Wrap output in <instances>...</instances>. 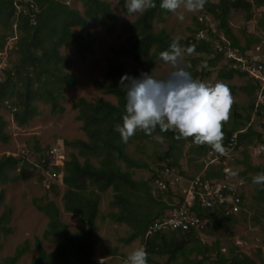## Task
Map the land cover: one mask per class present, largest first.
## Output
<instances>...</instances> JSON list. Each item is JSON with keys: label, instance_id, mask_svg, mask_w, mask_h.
I'll return each mask as SVG.
<instances>
[{"label": "trees", "instance_id": "16d2710c", "mask_svg": "<svg viewBox=\"0 0 264 264\" xmlns=\"http://www.w3.org/2000/svg\"><path fill=\"white\" fill-rule=\"evenodd\" d=\"M33 2L38 9L34 26L29 23L27 16L23 15L15 19L11 4L6 0H0V25L9 30L8 36L13 34L16 36L14 52L17 55L16 63L2 70L0 109L6 108V105L9 108L15 109L16 107L11 113L16 126L27 124L34 116V102L46 104L50 114L61 111L62 108L58 103L62 97L61 92L76 86L74 79L65 73L70 62L59 54V49L71 46L82 57L86 53H91V47L88 41L84 42L83 37L72 33L71 29L83 26L85 21L89 20L102 26L105 33L110 34L116 25L114 14L108 4L103 1L76 0L82 7L81 14L53 0H33ZM161 2L162 0H154L155 8L140 13L129 24L121 25L123 31L130 33V37L125 41V45L112 51L115 55L129 57L137 66H152L154 61L164 62L160 59V54L169 51L170 44L174 40L162 29L157 32L151 31L152 22L162 23L164 22L163 16L170 13L160 7ZM263 4L264 0H215L210 3L206 2L204 9L205 14L211 17L215 29L222 34L228 46L243 52L258 42L260 38L246 37L244 44L240 46L228 26L229 12L231 10L244 11V21L247 22L252 17V9L259 8ZM123 10L127 13L126 8ZM204 17L205 15L202 14L201 18ZM197 19L194 21L195 27L190 36L184 41H179V44L183 53L207 58L201 62L199 71H194L192 74L193 78H202L205 76L204 70L217 67L222 56L215 53L211 47V40L216 39V35H210L207 41L191 39V35L196 31L207 29L206 22L203 20L199 22ZM2 39L1 37L0 50L5 42ZM189 47L194 49L191 54L186 51ZM189 67L192 68L191 63ZM122 73L121 66L109 64L102 80L93 82V87L101 94L111 96L114 104L101 98L92 102L78 98L71 105V109L76 112L75 121L80 124L79 128L84 135V140H73L62 144L74 149L76 153L70 154L61 168V184L64 186V192L60 200L64 211L80 214L82 227L75 235H72L58 219V210L52 202L42 203L40 199H32L31 202L35 209L48 220L42 237L52 244V251L46 253L40 247L39 240L34 239L36 254L31 257L30 264H94L92 249L96 232L97 205L99 195L106 189L112 193L109 206L115 209L108 215V218L113 223L123 224L128 228V236L122 239L123 244L139 239L140 246L148 254L147 264H159L157 258H165L163 264H254L247 257L237 253L224 257L216 247L214 254H210L207 246L199 244L195 231L153 233L144 237L148 224L169 210L167 205L169 199L165 194L160 196L154 193L149 184L150 179L135 181L129 172L120 170L118 162L124 164L126 169L146 168L145 164L126 156L127 143L132 140L152 142L156 135L163 138L168 144V150L161 157L164 163L157 167L159 170L162 166L179 168L174 152L179 144L193 142L191 138L176 140L177 133L162 132L157 126L152 135L137 131L127 143H124L120 133L116 131L117 126H123L122 118L126 114L127 86L121 83ZM234 76L244 77L245 75L231 69L228 65H221L215 74V77L221 81H229ZM247 79L248 83L240 87V90L250 96L257 89V83L253 79ZM11 99L15 100L13 104L9 101ZM261 107L262 105L258 106L256 114H261ZM252 108L253 103L251 102L250 109ZM5 125L6 123L0 116V144L3 145L9 141V136L4 132ZM233 134L235 135L234 152L239 150V147H243L240 163L245 165V171L252 170L246 163V147L252 144L264 146L261 136L249 127L242 132L232 128L224 132L223 145L226 150ZM208 151L213 150L206 145L194 148L195 155L204 154V157ZM34 152H40L37 144ZM39 155L37 165L40 170H52V167L48 165L49 159L41 153ZM40 159L43 162H40ZM90 160H93L95 165L90 163ZM29 167L33 166L23 157L0 156V186L29 179L32 175L27 169ZM222 169L223 166L220 164L210 165L205 169L204 177L209 180L222 179L224 176ZM255 170L254 175L257 174ZM15 171L16 173L13 174ZM153 175L154 173H151L150 178ZM241 175H244V172H241ZM258 194L264 199V189L261 186H258ZM2 203L3 192L0 190V206ZM195 211L201 216H210V222L218 223L220 219L219 215L211 216L208 211ZM229 217L231 216L223 219ZM4 218L5 215L0 218V233L5 234L7 229L4 230L3 227ZM186 238L191 239L192 244L189 247L184 242ZM28 247L27 242L17 246L13 255L6 258L3 264H15L18 258L28 251ZM177 258H180V261H176Z\"/></svg>", "mask_w": 264, "mask_h": 264}, {"label": "rangeland", "instance_id": "374dc122", "mask_svg": "<svg viewBox=\"0 0 264 264\" xmlns=\"http://www.w3.org/2000/svg\"><path fill=\"white\" fill-rule=\"evenodd\" d=\"M99 1L107 3L114 14L116 18L115 28L110 34H106L102 26L86 20L85 25L71 29L72 33L81 35L84 42L88 41L90 43L91 53H86L80 57L71 46L59 49V54L70 62L65 73L70 75L76 82V86L61 92L62 97L58 103L62 110L50 114L46 104L34 102V116L27 124L16 126L12 120L10 110L3 107L0 109V116L6 123L4 132L9 136L7 144H0V156L23 157L34 167L27 168L32 173L29 179L0 186V190L3 192L0 218L5 215L3 227L4 230L7 229L5 234L0 233V264H3L6 258L11 257L15 248L23 242L28 243V251L18 258L15 264H30L31 257L36 254L34 247V239L36 238L39 240L42 250L46 253L52 251V244L42 237L48 220L35 209L31 202L32 199H40L42 203L52 202L58 210V219L72 235H75L77 230L82 227L79 213H69L62 208L60 198L64 192V186L61 184V178L47 180L40 175V168L38 166L36 168L37 160L40 158L39 153L48 155V151L55 149L66 161L68 156L75 154L76 151L62 144L73 140H84V135L79 128L80 124L75 121L76 112L71 109L72 103L78 98H83L87 102L101 98L114 104V99L111 96L103 95L93 87V82L102 80L109 64L121 66L123 68L122 77H136V79L141 78V75L145 73L156 79H164L174 70L165 62L154 61L152 66H137L129 57L115 55L112 51L125 45V41L130 37V33L123 31L121 25L133 22L140 13L128 14V12H124L123 8H126V0ZM213 1L215 0H207L208 3ZM68 2L67 7L77 10L79 14L82 13L79 2H76V0H68ZM262 12L261 9L253 8L252 17L247 22L244 21V11L231 10L229 12L228 26L240 46L244 44L246 37L251 36L259 39L264 35V13ZM181 14L184 16L182 21L178 19ZM202 14L209 19L210 23H206L215 27L211 17L205 14V9L190 13L182 8L177 13L170 12L168 15H164V22L162 23L152 22L151 31L157 32L162 29L171 39L184 41L194 29L195 19L200 18ZM8 34L9 30L0 25V40L2 37V41H5L3 47L7 49L5 58H0L4 61L0 64V79L3 78L2 70L17 61V55L14 52L16 36L14 34L8 36ZM258 42L252 46L257 45ZM204 59L207 58L201 55L183 53L181 66H185L193 74L194 71H199L200 64ZM190 63L192 68L189 67ZM221 65H224L222 60L217 67L205 69L203 72L205 76L202 78L195 77L194 79L205 82L210 86L215 85L217 82L228 85L234 98V104L231 109L230 120L224 125L223 132L232 128L242 132L246 127H249L261 136V142L264 144V105L261 107V114L253 113V108L250 109L251 102L254 104L255 101L256 90L250 96L240 90V87L248 83L247 75L244 77L234 76L229 81L217 79L215 77L216 70ZM135 73H137L136 76ZM125 85L127 86V82H125ZM9 101L13 104L15 100L11 99ZM16 111L18 112V110ZM36 144L40 151L38 153L34 152ZM196 147L197 145L194 143L185 142L179 144L174 152L178 167L189 174L199 172L204 159V154L195 155L194 148ZM256 148V144L246 147V163L252 170L245 171V165L240 163L243 147H239V150L235 152L234 150L227 152L225 157L220 160V165L230 169V181L232 183L242 182L239 193L243 205L236 215H230L231 217L228 219L220 218L218 223L210 222L206 230L197 234V238L199 244L207 246L209 253L212 255L216 247L224 257L237 253L247 257L254 264H264V199L258 194V185L252 182L255 176L254 169H256L257 174L264 172V150L257 152ZM167 150V142L157 135L154 136L152 142L132 140L127 143L125 154L128 158L145 164L146 168L131 167L126 169L124 164L118 162L120 170L129 172L131 178L135 181L151 180V173H156L157 167L164 163L161 157ZM78 159L82 161V159ZM50 160H52L51 157ZM90 163L95 165L93 160H90ZM58 164L59 160H57ZM60 169V167H57V170ZM241 172H244V175H241ZM111 197L112 193L109 189L99 195L98 212L95 219L96 232L92 249L94 264H121L129 253L140 248L139 239L129 244L122 243V239L128 236V228L123 224L113 223L108 218V215L115 211L114 208L109 206ZM184 242L188 247L192 244L189 238H186ZM156 260L159 264H163L165 258H157ZM176 261H180V258H177Z\"/></svg>", "mask_w": 264, "mask_h": 264}, {"label": "clouds", "instance_id": "9594fccd", "mask_svg": "<svg viewBox=\"0 0 264 264\" xmlns=\"http://www.w3.org/2000/svg\"><path fill=\"white\" fill-rule=\"evenodd\" d=\"M207 0H162L160 7L171 13L180 9L194 13L203 10ZM154 0H126L128 14L143 13L155 8ZM183 20L184 16H178ZM191 54L194 49H186ZM182 49L178 40L170 44V50L160 54V59L174 70L164 79L142 74L136 79L121 78L127 82L126 114L123 126H117L121 139L127 143L137 131L152 135L157 126L162 132L177 133L176 140H188L197 146H208L214 152L225 154L223 127L230 120L234 98L227 84L217 82L208 85L194 79L182 65ZM253 184L264 189V172L253 178ZM147 252L137 248L128 254L124 264H147Z\"/></svg>", "mask_w": 264, "mask_h": 264}, {"label": "built area", "instance_id": "2783aa9c", "mask_svg": "<svg viewBox=\"0 0 264 264\" xmlns=\"http://www.w3.org/2000/svg\"><path fill=\"white\" fill-rule=\"evenodd\" d=\"M13 7V16L17 19L19 16H27L29 23L34 26L38 9L33 0H6ZM64 6H68V0H53ZM264 13L263 6L257 8ZM199 22H209L207 17L198 18ZM210 23V22H209ZM207 25L206 30H198L191 39L194 41H207L210 35H216V39L211 40L213 51L222 56V64L228 65L231 69L247 75L257 81V89L255 91V101L253 104V113H256L259 105H264V36L260 37L257 45L250 46L248 49L240 52L231 49L221 33H219L214 25ZM6 47L0 50V58H5ZM4 62L0 59V64ZM6 105V103H4ZM11 113L14 108H9ZM241 132V131H240ZM233 134L228 143V149L225 154L208 151L202 163L203 170L196 174H189L185 170L173 166H162L154 173L149 184L155 194L167 195L169 202L167 203L169 210L161 217L156 218L146 227L144 237L153 233H163L171 231L188 232L195 231L197 234L207 229L210 224V216H201L195 210L208 211L209 215H219L220 218H225L230 215H236L241 210L243 205L239 193L241 183H232L230 181V169L223 166L222 179H206L204 177L205 169L210 165H217L220 160L233 150L234 146ZM257 152L263 151L264 146H257ZM49 159V166L52 170L43 171L40 175L47 180L60 179L62 170H57V167L62 168L65 159L55 149L48 151L45 157ZM50 157L52 160H50ZM57 160L59 164L57 165ZM40 162L43 160L40 159ZM223 164V163H222ZM38 165H36L37 168ZM140 248H142L140 246ZM125 261V260H124ZM124 261L121 264H124Z\"/></svg>", "mask_w": 264, "mask_h": 264}, {"label": "crops", "instance_id": "0c3cea01", "mask_svg": "<svg viewBox=\"0 0 264 264\" xmlns=\"http://www.w3.org/2000/svg\"><path fill=\"white\" fill-rule=\"evenodd\" d=\"M255 9H257V8H255ZM225 157V156H224ZM205 159V158H204ZM204 159H203V161H204ZM203 161H202V163H203ZM203 170V165H201V170L199 171V172H201ZM198 173V172H197ZM231 173V172H230ZM194 174H196V173H194ZM193 175V174H192ZM240 183L242 184V182L240 181Z\"/></svg>", "mask_w": 264, "mask_h": 264}]
</instances>
